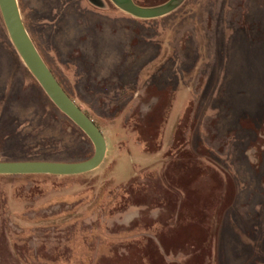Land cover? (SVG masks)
Here are the masks:
<instances>
[{
  "label": "rangeland",
  "instance_id": "rangeland-1",
  "mask_svg": "<svg viewBox=\"0 0 264 264\" xmlns=\"http://www.w3.org/2000/svg\"><path fill=\"white\" fill-rule=\"evenodd\" d=\"M18 4L107 153L71 178L0 175V264H264V0H179L154 19ZM93 153L0 13V161Z\"/></svg>",
  "mask_w": 264,
  "mask_h": 264
},
{
  "label": "water",
  "instance_id": "water-1",
  "mask_svg": "<svg viewBox=\"0 0 264 264\" xmlns=\"http://www.w3.org/2000/svg\"><path fill=\"white\" fill-rule=\"evenodd\" d=\"M179 0L159 6H141L134 0H112L122 11L139 19L164 16ZM0 13L9 38L22 61L54 105L65 114L93 144V155L83 161L58 162L41 160L0 161V175H80L97 169L107 153V142L95 122L75 103L56 79L38 52L22 19L18 0H0Z\"/></svg>",
  "mask_w": 264,
  "mask_h": 264
},
{
  "label": "trees",
  "instance_id": "trees-1",
  "mask_svg": "<svg viewBox=\"0 0 264 264\" xmlns=\"http://www.w3.org/2000/svg\"><path fill=\"white\" fill-rule=\"evenodd\" d=\"M137 4H139V5H146L144 2H142L143 0H134ZM65 90V89H64ZM66 91V90H65ZM67 92V91H66ZM68 93V92H67ZM74 126L76 127V129H78V131L84 136V137H86L87 138V136L84 134V132L81 130V129H79V127H77L75 124H74ZM91 156H90V154H89V156L87 157V158H85L84 160H86V159H88V158H90ZM12 160H17V159H12ZM19 160H25V159H19ZM48 160H50V161H61V160H57V159H48ZM25 176H30V175H25ZM33 176V175H32ZM38 176H48V177H59V176H57V175H38ZM61 177H63V178H71V177H75V175H71V176H61Z\"/></svg>",
  "mask_w": 264,
  "mask_h": 264
},
{
  "label": "flooded vegetation",
  "instance_id": "flooded-vegetation-1",
  "mask_svg": "<svg viewBox=\"0 0 264 264\" xmlns=\"http://www.w3.org/2000/svg\"><path fill=\"white\" fill-rule=\"evenodd\" d=\"M57 79V78H56ZM58 80V79H57ZM58 82L60 83V81L58 80ZM61 84V83H60ZM62 86V85H61Z\"/></svg>",
  "mask_w": 264,
  "mask_h": 264
}]
</instances>
